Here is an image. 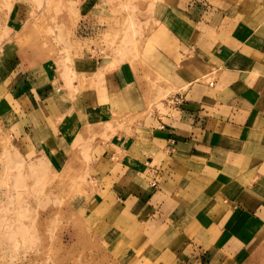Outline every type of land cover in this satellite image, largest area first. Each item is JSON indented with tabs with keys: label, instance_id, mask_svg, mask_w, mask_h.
I'll return each mask as SVG.
<instances>
[{
	"label": "crops",
	"instance_id": "crops-1",
	"mask_svg": "<svg viewBox=\"0 0 264 264\" xmlns=\"http://www.w3.org/2000/svg\"><path fill=\"white\" fill-rule=\"evenodd\" d=\"M76 1L81 34L99 35L105 28L93 11L102 1ZM161 1L153 16L160 26L142 42L152 52L146 71L143 59L135 70L90 56L70 88L47 64L34 72L22 60L1 61L0 87L20 105L19 114L9 112L10 128L37 151L51 148L64 164H82L69 150L85 138L81 122L144 116L145 74L160 76L163 90L176 89L185 103L157 106L141 126L150 123L151 136L129 144L142 151L113 161L109 144L102 158L118 169L93 174L126 182L112 189L123 205L113 218L134 216L160 234L151 240L163 246L150 250L166 254L163 264H264V0Z\"/></svg>",
	"mask_w": 264,
	"mask_h": 264
},
{
	"label": "rangeland",
	"instance_id": "rangeland-1",
	"mask_svg": "<svg viewBox=\"0 0 264 264\" xmlns=\"http://www.w3.org/2000/svg\"><path fill=\"white\" fill-rule=\"evenodd\" d=\"M101 1L93 13L100 14L105 30L95 36L81 34L83 8L76 0H0V63L22 60L34 72L47 64L70 88L71 80L81 74L79 66L90 56L115 60L117 67L129 62L135 70L143 59L142 69H149L146 65L152 52L143 50L142 42L160 26L161 19L153 16L157 9L159 14L164 9L163 2ZM144 78L150 96L144 116L134 118L122 112L106 120L81 122L85 124V138L79 136L69 150L80 155L82 164H64L63 157L56 156L51 148L37 151L26 144L19 132L10 128L15 117L9 112L16 108L19 114L20 105L14 102L12 90L0 87V264L165 262L166 254L159 252L160 257H155L150 250L163 246L151 240L161 239L160 234L152 236L151 228L138 225L131 218L134 216L113 218L123 206L115 199V192L126 182L122 186L120 179L105 182L93 176L118 169L102 158L109 144L113 161L142 151L140 146L129 144L135 138L151 136V124L143 128L142 123L178 92L163 90L160 76L153 80L146 72ZM113 106L120 108L116 102ZM165 108L161 115L169 110ZM56 129V125L52 127L55 134ZM122 143L128 145L123 147ZM78 166L83 170L79 172Z\"/></svg>",
	"mask_w": 264,
	"mask_h": 264
},
{
	"label": "built area",
	"instance_id": "built-area-1",
	"mask_svg": "<svg viewBox=\"0 0 264 264\" xmlns=\"http://www.w3.org/2000/svg\"><path fill=\"white\" fill-rule=\"evenodd\" d=\"M185 103V99L183 96L178 95L176 97H173L166 102V106L168 108H175V107H180Z\"/></svg>",
	"mask_w": 264,
	"mask_h": 264
}]
</instances>
